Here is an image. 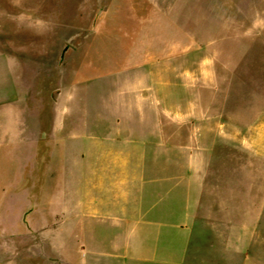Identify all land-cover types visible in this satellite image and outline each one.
I'll list each match as a JSON object with an SVG mask.
<instances>
[{
  "label": "rangeland",
  "instance_id": "obj_1",
  "mask_svg": "<svg viewBox=\"0 0 264 264\" xmlns=\"http://www.w3.org/2000/svg\"><path fill=\"white\" fill-rule=\"evenodd\" d=\"M9 1L8 9L0 5V40L8 55L0 57V114L7 109V126L12 109V152L0 151V264H56L58 256L60 264H78L86 256L82 244L90 251L87 258L103 264H109V256L120 255L102 245L97 234L86 232V219L65 207L83 194V172L71 164L75 158L71 149L82 146L84 129L65 132L63 145L37 135L50 127L59 98L58 112L67 120L116 114L120 90L128 91L124 84H135L139 71L162 64L172 70L183 65L188 69V88L174 77L173 83L168 81L173 105L189 101L180 109L183 116L197 110L201 114L203 109L206 135L213 131L222 135L206 136L200 145L186 141L194 160L204 164L201 210H210L216 198L229 200L242 213L247 200L255 204L260 199L264 0H87L78 10L77 24L62 29L64 41H58L54 27L37 25L42 0ZM96 13L102 16L95 32L84 34L91 29L90 15ZM73 28L76 42L69 38ZM175 41L188 53L175 47ZM197 62H204V74H197ZM180 69L175 76L183 78ZM198 77L204 82L199 89L203 106L196 108L191 99L195 102ZM128 110L135 112L133 106ZM168 111L174 118L179 115L176 107L169 106ZM189 222V231L184 232L163 227L166 231L158 238L165 247L156 251L155 264H193L197 258L208 263L213 256L229 264L228 238L218 239L212 226L195 218ZM88 226L100 228V223L91 221Z\"/></svg>",
  "mask_w": 264,
  "mask_h": 264
},
{
  "label": "crops",
  "instance_id": "obj_2",
  "mask_svg": "<svg viewBox=\"0 0 264 264\" xmlns=\"http://www.w3.org/2000/svg\"><path fill=\"white\" fill-rule=\"evenodd\" d=\"M85 3L87 0H42V16L37 19V25L54 27L58 41H64L67 38L62 35V29L77 24L75 20L79 15L78 10ZM0 5L4 9L12 7L9 0H0ZM101 16L100 13H96L95 17L90 15L91 29L83 33L95 32L94 28L100 22ZM76 35L78 34L75 30L69 38L76 42ZM3 43L4 40L1 39L0 57L7 58ZM173 44L188 53V50L183 49L182 43L175 41ZM203 46L201 43V47ZM72 51L76 52L77 47ZM6 61L4 60L7 65ZM166 65L162 64L154 70L139 71L140 75L136 77L135 84H124L128 91L119 89L121 97L115 103L116 114L98 116L95 120H90L88 115H78L67 120L58 112L61 106L60 98L58 99L56 110L50 117V127L40 130L37 139L51 137L63 145L62 138L67 137L65 132L68 130L85 131L82 135V146L71 149L75 153L71 164L83 172V194L75 199V204L65 207L70 213H75L77 218L86 219V232L92 231L100 238L102 245L120 252L119 256L108 257L109 264H155L156 251L159 247H165V242L159 243L158 238L166 231L163 227L172 232L189 231V219L194 218L200 224L212 226L218 239L221 240L223 236L228 238L231 253L229 264H264V189L255 204V201L247 200L242 213H237L229 200L220 201L216 198L210 210H201L205 185L202 171L204 164L201 166L198 160H194V151L186 146V141L192 139L200 145L205 143L203 140L206 136L215 139L222 135L220 131L206 135L203 109L201 114L197 110L196 114L183 116L180 109L189 101L183 105H173L174 97L169 91L171 88L168 86L171 83L168 81L172 79L173 83L174 77L176 83L188 88V69L185 65L180 66L185 76L176 77L181 69L172 70ZM9 67L12 68L11 63ZM204 72V62L202 65L197 62V74ZM156 77L160 80L156 81ZM202 87L203 77H198L195 102L193 99L190 101L196 108L203 106V101L200 102L203 92L202 96L199 95ZM130 106L135 108L134 113L129 112ZM169 106L178 109L179 115L176 118L168 111ZM118 107L126 112L121 114ZM11 110L10 108L9 126L7 109L4 115L0 114V151L4 150L6 155L7 151L10 155L12 152ZM188 124L192 129H185ZM78 137L69 135L70 139ZM26 145L25 151L28 153L29 144ZM261 169H264V165ZM174 191L177 194L174 195ZM11 200L10 194V212ZM217 206L219 209H216ZM91 221L100 223V228L88 226ZM256 235L259 236L258 239ZM82 245L81 249L86 256L78 264H103V260L87 258L90 251ZM189 248L190 246L186 249L187 253L190 252ZM55 260L56 264H60V256ZM222 260L221 257L218 259L213 256L206 263L197 258L193 264H223L225 261Z\"/></svg>",
  "mask_w": 264,
  "mask_h": 264
}]
</instances>
